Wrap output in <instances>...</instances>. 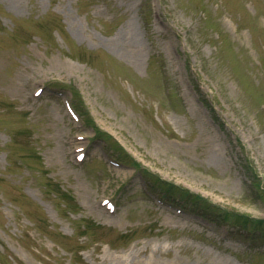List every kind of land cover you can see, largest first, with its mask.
I'll return each instance as SVG.
<instances>
[{
  "label": "rangeland",
  "instance_id": "rangeland-1",
  "mask_svg": "<svg viewBox=\"0 0 264 264\" xmlns=\"http://www.w3.org/2000/svg\"><path fill=\"white\" fill-rule=\"evenodd\" d=\"M146 1L0 0V264H264V0Z\"/></svg>",
  "mask_w": 264,
  "mask_h": 264
},
{
  "label": "trees",
  "instance_id": "trees-1",
  "mask_svg": "<svg viewBox=\"0 0 264 264\" xmlns=\"http://www.w3.org/2000/svg\"><path fill=\"white\" fill-rule=\"evenodd\" d=\"M100 135H98L99 137H101V138H104L105 136H103L101 133H99ZM121 158H125V157H123V156H121ZM126 159V158H125ZM153 187H155L152 183H151V181L149 182ZM173 187V186H172ZM156 188V187H155ZM175 188V187H174ZM177 188V187H176ZM178 190H180L182 193H183V191H184V193H185V195L186 196H188V197H191V198H193V199H195V202H198V203H200L201 205L202 204H204L202 207L204 208V209H206V205H208L207 204V202L206 201H204L202 198H200V197H198L197 195H192L191 193H189L187 190H183V189H181V188H177ZM166 193L168 194V195H166ZM166 193H164L163 195L166 197V198H168V199H171V200H173L172 199V195L168 192V191H166ZM210 207V206H209ZM195 210H197L198 212L200 211V212H203V210L201 209V208H194ZM205 213H206V211H204ZM207 214H209V215H212V214H210V213H208V211H207ZM224 215H227V214H224ZM227 217H230V216H227ZM263 221H256V222H254V223H252L251 224V226L252 227H255V228H259L260 226H262L261 225V223H262ZM256 223L259 225L258 227L257 226H255L256 225Z\"/></svg>",
  "mask_w": 264,
  "mask_h": 264
},
{
  "label": "bare ground",
  "instance_id": "bare-ground-1",
  "mask_svg": "<svg viewBox=\"0 0 264 264\" xmlns=\"http://www.w3.org/2000/svg\"><path fill=\"white\" fill-rule=\"evenodd\" d=\"M171 218V217H170Z\"/></svg>",
  "mask_w": 264,
  "mask_h": 264
}]
</instances>
